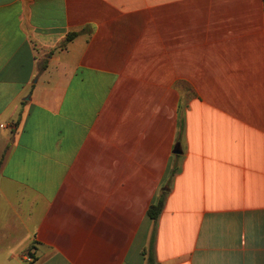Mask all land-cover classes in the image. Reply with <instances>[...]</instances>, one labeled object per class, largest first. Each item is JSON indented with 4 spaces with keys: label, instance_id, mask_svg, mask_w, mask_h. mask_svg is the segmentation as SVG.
Wrapping results in <instances>:
<instances>
[{
    "label": "crops",
    "instance_id": "1",
    "mask_svg": "<svg viewBox=\"0 0 264 264\" xmlns=\"http://www.w3.org/2000/svg\"><path fill=\"white\" fill-rule=\"evenodd\" d=\"M0 264H264V0H0Z\"/></svg>",
    "mask_w": 264,
    "mask_h": 264
},
{
    "label": "trees",
    "instance_id": "2",
    "mask_svg": "<svg viewBox=\"0 0 264 264\" xmlns=\"http://www.w3.org/2000/svg\"><path fill=\"white\" fill-rule=\"evenodd\" d=\"M78 36V33H71L66 38V43L71 42L74 38ZM166 199V193H162L151 205L149 211H148V217L151 220H154L157 222L162 214V211L164 209Z\"/></svg>",
    "mask_w": 264,
    "mask_h": 264
},
{
    "label": "built area",
    "instance_id": "3",
    "mask_svg": "<svg viewBox=\"0 0 264 264\" xmlns=\"http://www.w3.org/2000/svg\"><path fill=\"white\" fill-rule=\"evenodd\" d=\"M3 127V126H2ZM28 262H32L33 261V259H32V257H27V259H26Z\"/></svg>",
    "mask_w": 264,
    "mask_h": 264
}]
</instances>
